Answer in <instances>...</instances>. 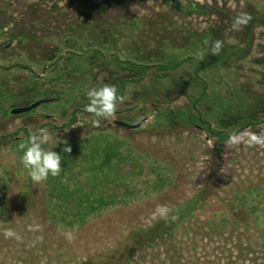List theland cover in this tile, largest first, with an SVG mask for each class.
I'll return each mask as SVG.
<instances>
[{"label":"rangeland","instance_id":"374dc122","mask_svg":"<svg viewBox=\"0 0 264 264\" xmlns=\"http://www.w3.org/2000/svg\"><path fill=\"white\" fill-rule=\"evenodd\" d=\"M176 3L0 0V264H264V145L248 143L264 132V0H184V11ZM194 3L213 8L186 12ZM241 13L252 20L234 31ZM217 39L224 47L211 56L205 41ZM175 57L195 61L157 66ZM140 63L155 64L142 79ZM32 77L40 82L29 88ZM104 84L116 85L125 101L96 127L86 94ZM40 98L48 102L8 115ZM244 119L254 123L243 126ZM42 127L53 143L121 139L133 159L156 172L171 167L176 179L161 192L147 190L156 175L149 170L134 181L148 195L70 227L53 216L46 181L28 182L12 138ZM157 205L178 219H154ZM7 229L20 239L5 238Z\"/></svg>","mask_w":264,"mask_h":264},{"label":"trees","instance_id":"16d2710c","mask_svg":"<svg viewBox=\"0 0 264 264\" xmlns=\"http://www.w3.org/2000/svg\"><path fill=\"white\" fill-rule=\"evenodd\" d=\"M176 6L184 11L182 4L176 3ZM212 8L205 9L194 3L187 6L188 11L186 12L207 13ZM93 53L94 56L105 57L99 49H94ZM113 58L120 60L118 55L113 54ZM184 60L193 62L195 58L188 57L181 59L175 57L157 66L162 69L171 70L179 67ZM135 66L141 71L140 78L142 79L146 71L152 66H155V64L148 65L140 63ZM199 66H202V64ZM20 68L24 67L21 66ZM39 82V79L32 77L29 80L28 87L34 88V86L39 85ZM119 86L121 87V83ZM50 95L48 91L45 92V96ZM8 115H11L9 111ZM75 118L76 116L74 115L73 120ZM243 123V126L251 125L254 121L244 119ZM209 130L218 135L221 140L228 139L231 136L224 130L213 128ZM26 134L27 137H24V139H22L19 132L12 134L18 155H23V151L20 150L19 145L27 142L29 133L26 132ZM106 136L107 134L104 136L98 134L91 135L90 141L85 137L79 140H70L68 141L72 148L70 154L63 153L62 149L64 145L62 142L53 149L62 154V171L58 177H52L50 175L46 181L49 204L52 208L53 216L59 217L70 227L85 224L88 218L95 212L104 207L121 202L125 198L138 197L140 194L148 195L149 191L147 190L149 186L152 190L161 192L166 187L172 185L174 179H176L174 173H171L173 168L165 166L162 172H156L153 167L149 169L144 163H139L138 160L133 159L129 155L131 153L130 148H127V153L122 149L126 145L125 141L121 139H106ZM149 170L152 173L155 172L156 175L151 181L146 182L145 180L147 190L143 192V188L137 187L134 181L137 176L148 175ZM99 177L100 182L98 184L96 179ZM28 178V182H31L32 180L29 175ZM252 208L253 212H257L258 203L253 205ZM225 222H227V218Z\"/></svg>","mask_w":264,"mask_h":264},{"label":"clouds","instance_id":"9594fccd","mask_svg":"<svg viewBox=\"0 0 264 264\" xmlns=\"http://www.w3.org/2000/svg\"><path fill=\"white\" fill-rule=\"evenodd\" d=\"M180 3L184 4V0H180ZM252 16L247 13H241L233 18L232 29L234 31H242L250 21ZM208 45V54L211 56H219L224 42L222 40L205 41ZM206 53L200 51L196 54V58L199 61L205 60ZM87 98L89 103L85 105L84 110L92 114L96 119L93 121V125L100 126L101 120L112 119L120 104L125 101V97L119 93L116 85L104 84L99 88H91L87 92ZM77 127L73 125V128ZM67 132L68 129H65ZM57 135V134H56ZM54 136L48 128L42 127L33 132L30 130L29 137L26 143L19 145L20 150L23 151L21 157V163L28 171V175L35 184H42L47 181L49 176L58 177L62 171V154L54 151L53 149L61 143H53ZM64 147L63 153H71L72 148L67 140L62 141ZM237 141L233 137H229L226 144H235ZM248 143L250 145H264V132L251 133L249 135ZM53 144L52 148H46L45 145ZM171 209L167 205H157L153 218H159L167 221L169 218L172 221L178 219L177 216L172 215L169 217ZM5 238L20 239L19 235L12 229H7L3 233ZM67 239L71 241L73 239L71 233L67 234Z\"/></svg>","mask_w":264,"mask_h":264},{"label":"water","instance_id":"95a60500","mask_svg":"<svg viewBox=\"0 0 264 264\" xmlns=\"http://www.w3.org/2000/svg\"><path fill=\"white\" fill-rule=\"evenodd\" d=\"M46 100H48V99H39V100L33 101L30 104L13 106L10 109V114L11 115H20V114H24V113L30 112L33 109L37 108L42 102H44ZM117 124L126 125V126H132V125H130V124L124 122V121H117Z\"/></svg>","mask_w":264,"mask_h":264},{"label":"flooded vegetation","instance_id":"af4514ba","mask_svg":"<svg viewBox=\"0 0 264 264\" xmlns=\"http://www.w3.org/2000/svg\"><path fill=\"white\" fill-rule=\"evenodd\" d=\"M24 68H28V67L24 66ZM40 99H41V98H40ZM46 102H48V100L42 102L41 104L46 103ZM41 104H40V105H41ZM9 112H10V111H9Z\"/></svg>","mask_w":264,"mask_h":264}]
</instances>
